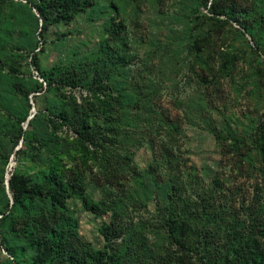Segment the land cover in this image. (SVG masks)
<instances>
[{
    "label": "rangeland",
    "instance_id": "obj_1",
    "mask_svg": "<svg viewBox=\"0 0 264 264\" xmlns=\"http://www.w3.org/2000/svg\"><path fill=\"white\" fill-rule=\"evenodd\" d=\"M26 1L0 0V122L24 117L20 125L30 130L32 143L35 128L56 129L58 136L72 140L71 126L56 118L65 105L74 118L77 110L87 111L102 135L106 117L90 97L121 95L122 106H112L113 123L108 125L116 144L99 139L89 145L97 160L75 163L84 172L87 192L103 203L102 216L95 217L80 201L69 202L80 239L95 250L110 246L121 264H203L195 245L188 250L171 244L163 225L171 215H181L195 235L204 231L194 208L210 195L212 213L224 218L227 212L231 219L234 207L241 222L248 219L246 208L258 192L260 176L238 173V159L222 153L211 130L224 136L230 130L242 139L264 122V55L253 51H264V0H253L251 10L239 15L249 30L245 40L235 23L219 30L210 20L209 10L222 11L224 0H210L213 6L209 2L206 8L202 0H91L92 6L81 0L77 17L52 25L43 35L40 20L33 28L28 16L20 17V4ZM114 27L118 36L110 31ZM199 36L207 39V52L215 58L207 60L213 71L195 59L192 42ZM33 47L42 50L35 58ZM220 53L235 60L225 65ZM35 64L53 79L51 85ZM72 72L81 83L58 85ZM36 83L42 91L25 99L24 92ZM30 148L25 150L19 140L14 152L25 151L11 155L5 180L15 170L32 175L46 165L43 152L32 162L36 153ZM172 187L171 201H165L159 188ZM227 220H221L225 228ZM110 222L120 235L107 244L99 229ZM7 259L0 245V264H11Z\"/></svg>",
    "mask_w": 264,
    "mask_h": 264
},
{
    "label": "trees",
    "instance_id": "obj_2",
    "mask_svg": "<svg viewBox=\"0 0 264 264\" xmlns=\"http://www.w3.org/2000/svg\"><path fill=\"white\" fill-rule=\"evenodd\" d=\"M213 1L202 0L200 4L206 8L210 2L212 7ZM80 3L81 0H27L24 5L20 4L23 8H20L19 15L28 16L33 28H38L40 20L39 29L43 35L52 25L68 23L77 17ZM84 3L94 5L91 0H84ZM85 4H82V7L86 6ZM253 4V0H224L222 11L209 10L212 14L210 20L217 22L219 30L232 22L235 23L238 26L236 32L244 39V34L249 30L239 19V15L249 12ZM32 10H36L38 16ZM110 31L115 36L120 33L117 27ZM207 43L206 38L199 36L193 39L192 45L196 51L195 59L201 60L204 69L213 71L207 60L215 58L207 52ZM35 49H31L33 58L42 51L41 48L38 51ZM100 51L104 52L102 49ZM253 51L257 57L259 54L264 55V51L259 47L253 48ZM218 59L224 60L225 65L229 64L230 60H235L225 53H220ZM35 66L37 67L36 64ZM224 68L221 72L225 71ZM37 69L43 81L51 85L53 79L45 71L38 67ZM211 78L216 80L217 77L212 73ZM81 82V78L72 72L71 77L59 80L58 85L62 88L70 85L76 87ZM41 91L42 85L36 83L29 91L24 92L25 99L30 93ZM107 97L104 100H99L96 96L90 98H93L99 114L105 116L107 124L110 125L113 123L112 106H122V96L112 97L107 94ZM127 97L129 99V96ZM76 114L79 115L72 117L65 105L59 107L56 112V118L62 124L71 126L76 135L72 140H69L68 136H58L56 129L49 133L42 128H35L32 143L28 136L31 135L30 130L24 131L20 125L24 117L17 121L12 118L0 122V245L11 264H121L119 254L113 250L109 252L110 246L95 250L80 239L78 219L69 206L70 201L78 200L84 211L95 217L102 216L103 203L95 202L87 192L84 172L75 163L80 160L96 161L94 151H90L89 145H97L99 139L116 144V140L113 141L109 137L112 130L108 125L100 135L90 124L87 111L79 113L77 110ZM35 118L36 116L33 120ZM33 120L29 122L31 128ZM211 134L214 135L222 153L232 154L238 159V173L246 171L260 176L258 192L251 205L246 208L248 219L241 222L238 219L240 211L234 207H231V219L227 212L224 218L221 217V212L212 213L210 195V198L202 200L200 208H194L199 219L204 222V231L195 235L197 232L192 231L188 223L180 218L181 215H171L163 225L164 229H167L166 236L171 244L183 249L191 250V246L195 245L196 253L203 264H264V122L258 125L254 133L251 132L242 139L237 138L230 130L226 136L216 130H211ZM20 139L24 142L25 150L31 146L30 149L36 153L32 162L37 163L39 153L43 152L47 163L32 175L15 170L8 179L6 190L5 166L11 155L16 158L25 151L20 149L14 152ZM214 187L220 188V184L216 182ZM159 189L163 199L171 201L173 187ZM226 217L227 228L221 223ZM99 233L107 244L120 235L118 226L113 222L104 223ZM211 251L216 254L210 253ZM28 254L30 256L27 257ZM158 262L163 264L160 260Z\"/></svg>",
    "mask_w": 264,
    "mask_h": 264
},
{
    "label": "water",
    "instance_id": "obj_3",
    "mask_svg": "<svg viewBox=\"0 0 264 264\" xmlns=\"http://www.w3.org/2000/svg\"><path fill=\"white\" fill-rule=\"evenodd\" d=\"M8 176L6 177V180H5V186H6V190H8ZM10 198H11V196H10ZM13 201H12V199H11V203H12Z\"/></svg>",
    "mask_w": 264,
    "mask_h": 264
}]
</instances>
